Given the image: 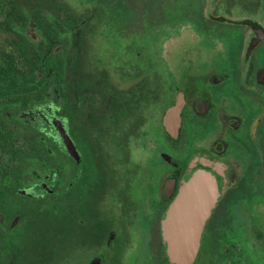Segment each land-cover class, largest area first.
Returning <instances> with one entry per match:
<instances>
[{
  "label": "flooded vegetation",
  "instance_id": "flooded-vegetation-1",
  "mask_svg": "<svg viewBox=\"0 0 264 264\" xmlns=\"http://www.w3.org/2000/svg\"><path fill=\"white\" fill-rule=\"evenodd\" d=\"M150 2L0 0V264H264V0Z\"/></svg>",
  "mask_w": 264,
  "mask_h": 264
},
{
  "label": "water",
  "instance_id": "water-1",
  "mask_svg": "<svg viewBox=\"0 0 264 264\" xmlns=\"http://www.w3.org/2000/svg\"><path fill=\"white\" fill-rule=\"evenodd\" d=\"M201 204L185 197L175 202L166 221V237L170 253L177 262H191L200 246L205 218L209 212Z\"/></svg>",
  "mask_w": 264,
  "mask_h": 264
},
{
  "label": "trees",
  "instance_id": "trees-1",
  "mask_svg": "<svg viewBox=\"0 0 264 264\" xmlns=\"http://www.w3.org/2000/svg\"><path fill=\"white\" fill-rule=\"evenodd\" d=\"M31 8V7H29ZM31 11V9H30ZM18 13V7L17 5L14 4H10V20H9V29L12 31L17 32V25L20 24L18 23V21L15 19L16 18V14ZM14 16V18H13ZM10 45H13L15 47H21L24 46V48L26 47H30L33 45V42L27 38H25V42L23 43V45H20V43L17 41V37L16 35H10ZM23 54V58L24 61L26 62H33L36 61V55L34 53L28 52L26 49L22 51ZM11 56V54H10ZM55 57V58H54ZM55 60L56 62V68H57V79H63L66 76V69H65V59H64V55L58 54V55H53V54H42L40 53V57H39V61L40 62H46L49 63L52 60ZM15 61V58H11L9 59V61ZM45 70V68L41 67V71ZM48 71V70H47ZM50 72H52V70H49ZM61 93H63V88H61Z\"/></svg>",
  "mask_w": 264,
  "mask_h": 264
},
{
  "label": "rangeland",
  "instance_id": "rangeland-1",
  "mask_svg": "<svg viewBox=\"0 0 264 264\" xmlns=\"http://www.w3.org/2000/svg\"><path fill=\"white\" fill-rule=\"evenodd\" d=\"M161 1L162 0H151V2L149 3V6H150V8H151V10H153L155 13H157L158 12V10L160 9V7H161ZM156 10H157V12H156ZM138 11H140V10H138ZM137 14H139L140 15V13H137ZM155 40H159V39H155ZM172 39H170V41H171Z\"/></svg>",
  "mask_w": 264,
  "mask_h": 264
}]
</instances>
